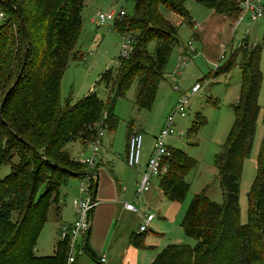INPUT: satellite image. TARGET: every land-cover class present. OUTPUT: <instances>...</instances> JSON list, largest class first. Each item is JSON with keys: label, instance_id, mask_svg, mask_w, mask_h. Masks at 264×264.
<instances>
[{"label": "trees", "instance_id": "trees-1", "mask_svg": "<svg viewBox=\"0 0 264 264\" xmlns=\"http://www.w3.org/2000/svg\"><path fill=\"white\" fill-rule=\"evenodd\" d=\"M199 1L222 14L239 10L232 0ZM185 2L135 0L136 17L126 15L114 22L121 35L129 32L134 36V48L129 57H121L116 73L107 70L102 74L101 81L111 91L107 101L94 91L62 106L61 80L70 57L78 53L84 0H0L4 14L0 23V92H4L0 96V264H68L66 242L58 241L50 256L34 252L61 185L91 173L65 147L77 139L92 140L105 114L109 130H115L119 121L115 104L126 97L136 80L138 109H152L170 57L180 45L179 26L166 19L160 7L190 23ZM13 17L19 19L17 30L12 28ZM120 21L123 27L117 26ZM26 45L28 59L18 78ZM261 51L244 39L243 46L216 71H230L239 53L243 54L241 94L234 106L236 121L215 161L224 202L211 200L208 187L196 194L181 222L195 245H167L151 264H264V142L258 174L248 194L247 224L240 223L239 207L244 161L251 152L261 110ZM10 161L12 171L2 177L1 169ZM165 162L168 171L159 177L160 187L168 199L182 202L191 189L186 177L197 161L172 148ZM145 238L146 232L134 233L131 242L142 248ZM87 243L86 239L89 254Z\"/></svg>", "mask_w": 264, "mask_h": 264}, {"label": "rangeland", "instance_id": "rangeland-1", "mask_svg": "<svg viewBox=\"0 0 264 264\" xmlns=\"http://www.w3.org/2000/svg\"><path fill=\"white\" fill-rule=\"evenodd\" d=\"M219 1L221 0L216 3ZM261 3L264 6V0H261ZM198 6H201L198 0H186L185 2V8L192 16L195 7ZM113 10L117 12L124 10L130 18L137 15L135 0H84L82 32L76 46L78 53L76 56L70 57L61 80L60 101L62 106L68 100L75 103L94 91L106 101L109 98L111 91L101 81V76L107 70H113L116 73L121 60L122 37L115 29L113 22L98 25L94 20L99 12ZM160 10L166 19L174 24H179L177 26L180 28V43L187 42L193 34L186 19L184 18L185 22L181 24L179 14L163 5ZM4 12L8 16L9 13L5 10ZM239 14V10L224 13L232 23L236 21ZM13 19L12 28L17 30L19 19L17 17H13ZM196 20L198 19L196 18ZM1 22L2 18L0 17ZM121 22L116 25L123 27ZM244 39H247L250 45L256 44L262 48L260 69L263 73L259 96L261 110L256 124L253 146L244 161L240 185V223L247 224L248 194L258 174V160L264 142V17L251 23L248 16L236 30H234L233 24L226 25L225 30L218 36L219 46L216 43L212 44L213 42L201 46V43L196 42L198 50L192 56L193 59L184 68H181L178 74H174L179 64L180 47H176L166 67L165 77L160 83L152 109H138L136 104L137 80L128 90L126 97L120 98L115 104L114 112L119 121L115 130H106L103 145L104 148L106 147L105 151L108 150V152L105 160L111 164L120 177L123 189L121 195L124 199H132L131 201L136 203L138 199L136 183L141 182L147 169L154 145V136L160 132L167 117L173 112L180 93L184 92L190 95L192 87L197 82L203 83V89L198 94L190 96L187 115L177 116L176 134L171 140L169 139L174 149L185 151L197 161L196 167L186 177V180L191 183L190 192L184 201H172L159 191V179L153 178L152 189H155V195L145 199L141 198L137 203L141 213H152L156 217L155 221L150 224L151 230L146 233L145 240L153 254L170 244L195 245L196 241L185 234L181 222L193 197L201 193L204 188H209L208 196L211 200L220 204L224 202L223 190L218 177L219 171L215 161L217 154L223 150L236 121L234 106L238 104L241 94L242 71L240 67L243 54L239 53L236 64L230 71L220 74H216V71L239 49L238 45ZM180 46L182 45L180 44ZM223 49L226 51L225 59L221 60L220 55ZM175 85L179 87V92L175 90ZM3 93L0 96H3ZM131 130L141 132L144 136L140 169L129 167L125 161L129 142L128 135ZM79 144L84 148L88 146V142L77 139L67 144L65 149L77 156L78 159L90 156L91 150L89 148L82 150ZM118 156L120 158H117ZM15 162L13 159L14 164ZM13 163L10 161L2 167V177L12 171ZM107 167L105 166L102 170L103 176L106 172L109 174ZM262 179L263 177L260 178V180ZM68 182V186L67 184L61 185L58 193L59 199L53 201L50 206L47 220L34 248L37 256L53 254L55 241L59 238L57 230V220H59L57 209L59 210V206L62 204L64 207V203H67L63 215L65 218L72 210L71 201L84 197L79 188L81 180L73 177L69 178ZM85 255L86 253L83 254V257Z\"/></svg>", "mask_w": 264, "mask_h": 264}, {"label": "built area", "instance_id": "built-area-1", "mask_svg": "<svg viewBox=\"0 0 264 264\" xmlns=\"http://www.w3.org/2000/svg\"><path fill=\"white\" fill-rule=\"evenodd\" d=\"M239 8L240 14L233 23L234 30H236L241 23L249 16L251 23H255L259 18L264 17V6L261 0H232ZM126 16L124 10L119 12L113 10L109 12H99L97 18L94 20L98 25H103L109 22H115ZM0 17L3 19L4 14L1 12ZM235 24V25H234ZM249 30V29H248ZM122 37V51L121 57L127 58L130 56L134 48V36L129 33H123ZM195 39L190 38L179 50V64L174 71V74H178L181 68H184L189 61L193 58L195 51L198 48L195 45ZM243 42L238 45L242 47ZM226 51L223 50L220 59H225ZM176 83V82H175ZM203 89V83L197 82L191 89L190 95L186 93H180V98L174 108L173 112L167 117L162 129L155 136L154 145L150 159L147 164V169L142 176V180L138 183L136 189V196L139 198L145 195L152 186V179L155 177H161L168 171V165L165 162L166 158L171 156L172 147L169 145V139L174 137L177 131V116H186L188 105L190 102V96L198 94ZM175 90L179 92V87L175 85ZM107 114L97 123V133L95 137L88 141V146L91 149V155L85 158H81L79 161L86 164L89 168L93 169L97 166L99 156L103 148V140L106 130L109 126L106 122ZM144 142V136L141 132H134L129 138V146L127 151V164L130 167L136 168L141 164L142 147ZM96 180V175L91 172L81 177L80 192L83 194V198H76L73 200V206L76 209L77 218L71 223H64L59 229V241L66 242L68 244V264H74L85 251V240L91 225V215L94 207L96 206V200L93 197V185ZM136 202V203H137ZM125 208L132 211H138V208L133 201H125ZM145 219L139 224L138 232L143 233L148 230L149 222L155 217L154 214H145ZM105 262V258L101 259Z\"/></svg>", "mask_w": 264, "mask_h": 264}, {"label": "crops", "instance_id": "crops-1", "mask_svg": "<svg viewBox=\"0 0 264 264\" xmlns=\"http://www.w3.org/2000/svg\"><path fill=\"white\" fill-rule=\"evenodd\" d=\"M198 2L201 6L195 7L193 16L189 13L190 23L187 22L190 25L193 34L192 38L195 39V42L201 43V46H204L205 43L212 42V44H218V36L225 30L226 25H232L233 23L230 19H228V17L218 12L215 8L210 7L209 5L202 3L199 0ZM196 18L198 20H196ZM180 20V22H182L181 24L185 22L184 18L181 16ZM175 25L179 24L175 23ZM180 44L183 45L182 43ZM178 47H180V45ZM133 132L136 131L131 130L128 135L129 138ZM172 138H170V140ZM170 140L169 145L173 148ZM79 146L82 150H85L87 148L90 149V147L88 146L84 148V146H81V144H79ZM111 147L113 146L111 145ZM103 149L104 151H101L96 168L90 170L88 169V171L96 172L98 174V177H96L98 178V187L95 197L97 202L91 215L90 235L87 243V251L89 252V254L86 253L84 257L83 255L80 256L74 264H151L162 249L159 252L153 254L146 241L144 242V246L142 248L135 247L131 242L132 235H134V233H140L138 232L139 224L146 218L145 214L149 213H141L142 211L138 207L137 212L125 208V201H131L132 199H124V197L121 195L123 191L122 182L120 180V177H118V175L116 174L115 169L111 167V164H109L105 160L108 150L105 151L106 147L104 148V145L102 150ZM69 153L73 158L78 159L77 156H74L70 151ZM117 158H120V156H118ZM125 161L127 164V152ZM105 166H108L107 171L109 174H111V176H109L107 172L105 173V176L102 175V170ZM139 167H141V164ZM155 178L159 179V177ZM78 179L81 180V178ZM68 183L69 182L66 183L67 186ZM136 186H138V182L136 183ZM152 187L153 185L145 195L139 198V200L141 198L145 199L151 197L152 195H155L156 191L155 189H152ZM159 191L163 193L161 187L159 188ZM163 195L165 194L163 193ZM58 202L59 204H61L60 201ZM137 203H135L136 206ZM70 207L72 210L65 218L63 217V215L64 208H67V203H64V207H62L61 204V206H59V210L57 209V213L59 214V220H57L58 234L62 224L71 223L77 218L76 209L73 206V200L71 201ZM148 211H150V209H148ZM155 218L156 217H154L149 222V228L147 231H145L146 233L151 230L150 224L155 221ZM58 241L59 238L55 241L54 249ZM102 258H105V262L101 260Z\"/></svg>", "mask_w": 264, "mask_h": 264}, {"label": "water", "instance_id": "water-1", "mask_svg": "<svg viewBox=\"0 0 264 264\" xmlns=\"http://www.w3.org/2000/svg\"><path fill=\"white\" fill-rule=\"evenodd\" d=\"M13 5L15 6V8L17 9V6L13 3ZM19 15H20V17L22 18V14H21V12L19 11ZM27 59H28V45H26V47H25V52H24V56H23V64H22V67H21V70H20V73H19V75H18V78L21 76V73H22V71H23V69H24V66H25V64H26V62H27ZM17 78V79H18ZM17 81V80H16ZM95 175H96V177H98V174L96 173V172H93ZM96 187H97V184H96ZM93 197H94V200H95V197H96V191L94 192V195H93ZM89 235H90V227H89V230H88V233H87V236H86V239L88 240V238H89Z\"/></svg>", "mask_w": 264, "mask_h": 264}]
</instances>
